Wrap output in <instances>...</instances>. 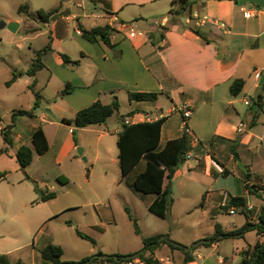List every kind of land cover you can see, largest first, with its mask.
<instances>
[{"label": "rangeland", "instance_id": "374dc122", "mask_svg": "<svg viewBox=\"0 0 264 264\" xmlns=\"http://www.w3.org/2000/svg\"><path fill=\"white\" fill-rule=\"evenodd\" d=\"M77 1L82 2L83 9L76 6ZM24 2L28 3L29 10L18 13V7ZM60 3L63 7L69 8L72 13L77 14L85 27L102 24L104 21V18L99 16L104 14L101 5L92 0H0V21L8 23L20 20L15 31H11L7 26L0 28V129L11 123V113L14 110L30 109L33 105L35 96L33 90L29 88L33 82L31 75L23 73L9 86L6 82L13 72L26 71L35 56L34 51L42 48L50 40L49 28L42 25L36 12L39 9L48 10ZM129 10L128 7L126 15H131ZM87 13L90 15H85ZM126 21L138 31L132 21ZM62 24L66 26V35L61 38L62 46L57 50L65 52L71 60H79V64L58 63L55 54L49 51L41 56L44 67L37 73L34 90L38 91L42 97L34 112L39 117L41 114H46L47 118L18 116L13 127V134L18 133L22 138H15L13 147H7L10 154L6 152L7 149L0 151V174L6 175L5 179L0 178V254L9 253L11 261L19 258L22 264H52L43 263L38 250L48 243H54L62 247L64 252L62 260L64 264H67L69 261H79L86 256L97 254L98 251L111 255L135 249L140 247L141 237L134 232L133 225L124 209L125 205L132 208L143 235L167 230L174 238L188 239L200 237L201 234L212 231L214 221L210 219V213L200 210L198 206L190 214H186L179 211L181 204L176 203L172 214H168L166 218H160L149 212L142 202L137 201L138 199L124 181L121 182L114 132L99 136V127L78 128L76 130V138L79 141L77 147L83 149L82 155L78 154L77 147L62 148L59 155L62 138L67 135L68 127L62 125L63 118L58 114L64 113L65 119L73 117L67 101L82 103L84 101L88 106L94 101L91 100V96L99 95L100 100L110 102L111 92H113L120 102L118 112L124 114L131 107L126 92L137 91L138 86L147 84L144 78L141 79L136 73L128 72L138 68L135 66L137 65L135 59L132 58L133 54L129 53L128 49L121 54L117 47L111 48V53L108 54L110 59L104 61L101 56L103 52L101 45L88 42L76 33L78 27L76 20ZM38 25L41 26V30H37ZM80 44L85 46L84 50ZM86 51V56H82V53ZM255 52L259 54L261 62H264V48ZM100 67L103 70H112V78L98 81L87 89L80 81V74L101 69ZM257 70L264 74V67ZM255 71L252 72L253 76ZM64 77L71 79L69 82L71 93L68 94L66 102L59 95L66 85L60 86V80ZM255 89L256 86H252L245 97L247 99L253 97ZM131 103H137L142 108L154 109L155 107V103L152 102L132 101ZM162 103L166 110L169 102L164 100ZM118 116L117 113L112 115L110 125L117 122L113 121L114 119H122ZM263 123L264 112H261L258 126L244 131L253 136L251 141L253 153L257 152L262 145L259 136ZM37 125L45 126L50 142L49 148L44 154L35 153L34 160L21 169L14 153L21 144L31 143L29 135L33 127ZM60 125L63 126V136L56 138L54 131ZM163 140L164 136L161 142ZM200 141L206 143L207 140L201 138ZM3 146L5 143L0 132V149L6 148L7 145ZM227 150L232 153L228 147ZM235 150L241 153L242 149L236 147ZM198 154L202 162L204 159H207L208 163L210 159L220 161L212 147H203ZM244 155H246L245 150H242L241 158L239 154L238 159L233 155V158L237 159L236 166L240 170H245L246 166L243 163H250V159L254 158L252 155L248 160V157ZM83 156L86 160L82 158ZM58 175H64L69 182L58 183L56 181ZM218 178L223 183L232 182L235 193L243 192L242 180L236 173H230L228 176L220 175ZM206 181L207 177L201 173L176 175L172 196L179 198L180 183L188 182L192 197L187 204L190 206L195 202L196 205V200L201 201L199 193L205 188ZM35 186L43 192H55L56 197L47 202L37 203L39 192L35 190ZM223 191L233 193L227 189ZM192 198L195 199L192 201ZM217 216V221L224 228H229L232 223H237V219L242 218L241 214H229L224 210H220ZM76 229L91 236L95 244L79 236ZM252 239V235H249L248 241L251 242ZM232 242L234 241L224 240L221 248L224 246L223 249L226 251V247ZM204 264H216L215 256L210 257Z\"/></svg>", "mask_w": 264, "mask_h": 264}, {"label": "crops", "instance_id": "0c3cea01", "mask_svg": "<svg viewBox=\"0 0 264 264\" xmlns=\"http://www.w3.org/2000/svg\"><path fill=\"white\" fill-rule=\"evenodd\" d=\"M106 1L109 3V6L106 7L100 2L94 3H99L102 7L104 14L99 15L104 18L102 24L108 23L115 28V31H113L111 35V40L114 43L113 48L117 47L121 54H124L125 49H128V52L133 54L132 58L135 59L137 63L135 66H138V68L137 70H128V72L136 73L139 78H144V81L147 83L141 87L137 85V91L134 92L148 91L158 94L157 99L154 101H137L140 103H155L154 109H149L139 107L137 103L132 104V101L128 98L129 91H127V98L131 107L126 113L131 110H135V113L126 116L125 119H128L129 122L141 120L151 121L166 116L161 128V139L162 136H164V140L161 142V144H163L166 140L176 138L184 132L181 114L173 109L180 107L184 103L189 104L192 109V115L188 121L192 133L188 135L190 136L193 149L188 152L190 157L186 158L185 161L179 165L175 176L179 174L201 173L207 177V181L205 182V188L199 193L201 201L196 200V205L194 202L193 205L190 206L187 204L190 197H192V191L189 188L190 183H180V197L174 198L172 196L173 203L168 214H172L174 206L176 203H179L181 204V206H179V211L181 213L190 214L194 208L198 206L200 210L210 213V219L214 221L213 230L209 233L201 234L200 237L195 236L188 239H178L172 237L167 230H160L149 235H143L141 233L139 236L142 238V236L161 234V236L166 235L170 240H174L185 246H190L195 241L212 236L215 231L216 223L220 225V228L224 232L238 229L246 221L245 216L239 211L233 214H241L242 218L237 219V223H232V226L229 228H224L223 225L217 221V215L220 210L229 213L228 210L220 207L223 194L227 193L223 191L224 189L231 190L233 192L232 195H242L246 197L247 203L253 204L256 207L260 206L262 196L264 195L262 190L258 192L255 190V194L251 195L244 187L245 182L249 185H264V123L261 135L259 136L262 145L255 153H253V145H251L253 136L244 132L238 133L236 130L239 122L244 123L245 130H250L253 127L256 128L258 123H260V114L264 112L263 108L261 109L253 105V103L247 105L244 102V99H246L245 95L249 93L250 88L252 86H257L258 83V80L252 75V72L264 67V62H261L259 54L255 52L261 51V49L264 48V6L254 2L238 4V2L234 0H192L194 3L190 15L175 16L170 13L172 0ZM76 6L83 9L81 1H77ZM128 7L131 15L125 14ZM62 9H68L70 14L59 16L48 24H42L49 28L48 38L50 37L49 39L51 42V49L49 52L55 54L58 63L62 62L59 53H65L57 50L62 46V42L60 41L61 38L66 35V26L62 23L76 20V24H81L85 27L78 19L79 16L77 14L72 13L69 8L62 6ZM254 10L259 11V13L257 15L248 14L249 11L251 12ZM85 15L88 16L90 14L87 13ZM114 17L117 21H114ZM252 18H255V20H252ZM126 20L132 21V24L138 28V31H136L132 25L128 24ZM17 21L19 24L20 20ZM120 23L128 24V26L120 28ZM191 27L198 28L199 32L208 40L199 37L191 30ZM130 28H133L134 32L130 33ZM37 30H41L40 25H38ZM77 30L78 29H76V33ZM92 43L101 45L103 51L101 56L104 61H108L110 59L108 54L109 52L111 53L112 49L102 42ZM80 46L84 50L85 46L82 44H80ZM246 52H248V54H246ZM82 54V56H86L87 51ZM39 71L36 72L35 76H32L33 80H36ZM90 71L91 72L80 74V81L87 89H90L96 82L104 81L113 76L112 70H103L101 68ZM237 78L243 79L244 84L240 92L234 95L230 92V86ZM70 80V77H67V79L64 77V79L60 80V86L67 83L70 84ZM98 90L100 92V87ZM69 93H71V91L63 95L61 99L66 102ZM111 94L113 98L115 94L113 92H111ZM87 95L90 96V94ZM98 97L99 95H92L91 100L99 99ZM164 100L169 102L166 110H164V105L162 103ZM101 101L103 103L108 102L102 99ZM66 103L71 108L70 110H72L71 114H73V117L79 109L86 106L84 101L83 103L81 101H67ZM63 114L64 113L61 112L58 116L64 118ZM117 114L119 116L123 115V113L120 114L119 112H117ZM35 117L46 119L47 115L41 114L39 117L35 114L34 117L29 118ZM17 118L18 117H16V120ZM111 118L112 116L109 117L105 123L93 126L99 127V136L114 132L117 140V133L123 121L117 118L118 120H113L117 122H113L112 125H110ZM62 123V125L68 127L67 135H65V137L63 136V126L61 125L54 131V136L56 138H62L63 136L59 155L62 152V148L75 149L79 145L77 138V145H75L73 140L71 131L72 126L64 122ZM35 127H33V129ZM42 128L44 129L48 144L50 145L45 126L42 125ZM31 132L29 135L30 141ZM11 136L14 143L16 140L15 138H22L18 133L16 135L13 134V129ZM194 138L197 140L195 141ZM201 138L207 140L206 143L200 141ZM220 138L226 140L222 141ZM211 140L212 144L210 145ZM234 144H236L235 148L237 147V149L241 148L245 150L246 155L244 156L248 157V160L250 156L254 155V158L251 157L250 163H243L247 171L244 169L240 170L236 166L238 158L234 159L233 154L227 150L228 147L231 151ZM28 146L33 148L30 142ZM203 147H212L215 149V156L224 163L231 173H236L239 176L243 185V192L241 194L235 193L232 182L228 181L227 183H223L219 180L218 177L221 175L220 171L214 166H211L212 164L208 163L207 159H204L202 162L198 152L201 151ZM242 150L241 153H238L240 158ZM193 151H195V153H193ZM6 152L10 154L8 149ZM35 153L34 151L33 160ZM143 167L144 163L141 162L138 166V170L143 169ZM247 174L248 178L246 181H243ZM175 176L172 182V193L175 187ZM5 177L6 175L0 178L5 179ZM57 177L62 178L64 183L69 182V179L64 175H58L56 176V181L58 183H60V181H58ZM123 181L126 185L125 180L122 179L121 182ZM128 189L130 188L128 187ZM130 191L134 193L136 199H138L137 201L143 203L146 209H148V205L156 197L154 194H140L131 189ZM261 192H263V195ZM194 199L195 198H192V201ZM47 201H38L37 203ZM128 207L133 213L132 208L130 206ZM133 215L136 217L134 213ZM249 235H252L253 238L251 242L248 241ZM224 240L234 241L226 247V251L223 249L224 246L221 248ZM257 241H264V235H258L255 230L246 231L243 235H238L236 238L224 237L223 234H219L213 241L210 240L206 242L205 245L195 247L196 244L193 248L189 249L193 259L188 261L187 264H204L212 256H215L216 264H237L242 258L241 252L246 250L249 246L254 245ZM142 246L143 243L141 239L140 247L118 254H124L125 256L128 254L132 255L141 250ZM8 254L9 253H6L8 259L11 261ZM184 255L182 250L171 248L167 243L158 245L153 253V257L158 260L157 264H182ZM18 260L21 261V259L18 258L16 261L11 262L15 263ZM93 264L111 263L97 261Z\"/></svg>", "mask_w": 264, "mask_h": 264}, {"label": "trees", "instance_id": "16d2710c", "mask_svg": "<svg viewBox=\"0 0 264 264\" xmlns=\"http://www.w3.org/2000/svg\"><path fill=\"white\" fill-rule=\"evenodd\" d=\"M93 2H100L104 7L109 6L106 0H92ZM237 2L238 0H234ZM194 1L192 0H172L170 13L175 16H184L191 14V8ZM29 10V5L27 2L22 3L18 7V13L27 12ZM70 11L68 9H62V5L59 4L56 7L50 8L48 10L39 9L36 12L38 20L42 24H48L55 20L57 17L62 15H68ZM80 30V35L82 38L89 42H102L109 46L114 47V43L111 40V35L115 28H113L108 23L95 25L90 28H85L81 24L77 27ZM191 30L196 33L199 37L206 39L196 27H191ZM50 38V37H49ZM208 40V39H206ZM51 49L50 40L40 49L35 50V56L31 62L30 67L26 71L13 72L11 78L6 82L9 86L13 81H15L21 74L26 73L31 76H35L36 72L44 67V63L41 56ZM63 63H70L73 65H78L79 60H71L66 53H59ZM36 80L34 79L29 88L33 90L35 99L33 105L30 109H18L11 113V123L1 127L0 132L4 143L7 145L6 148L0 149V151H6L8 146H13L14 140L11 136L13 127L15 126V120L18 116L34 117V110L39 106L41 100V94L34 90ZM244 84L243 79H235L231 86V94H238ZM264 84V83H263ZM71 86L67 83L65 87L60 91L59 95L63 96L70 92ZM156 92H129L128 98L130 101H154L157 99ZM263 95H259L258 101L253 100V105H256L262 109L261 99ZM120 103L116 95L113 96L109 103H103L100 99L94 100L90 105L79 109L72 119H62V122L72 126V136L77 145L76 140V129L84 128L93 125H100L107 121L109 117L114 115L119 111ZM135 110H131L126 114L120 115L122 117V125L117 133L116 146L118 149L117 159L118 165L121 173V178L125 180L126 185L133 191L140 194H154L155 199L148 205V210L160 218H165L169 213L170 207L173 203L172 197V182L173 178L179 168V165L183 163L186 159V154L193 149L191 146L190 136L182 132L176 138L168 139L163 144H161V128L166 119V116H162L155 120L147 121H135L125 123L124 119L126 116L133 115ZM220 140L225 141L226 139L220 138ZM235 142V141H234ZM31 144L30 147L26 144H21L16 152L15 159L18 163L19 168L24 169L33 160V152L37 154H44L48 148V140L44 129L41 125H37L31 132ZM212 140L210 141V145ZM236 144L233 145L231 151L233 155L238 158V152L235 150ZM197 150V149H196ZM143 162L144 167L138 170L139 164ZM217 163L222 167L220 174L222 176H228L231 171L224 165V163L217 161ZM5 174L1 175L3 177ZM248 174L244 177L243 181H246ZM58 181L64 183L62 178L57 177ZM244 187L249 191L251 195L255 194V190L258 192L262 190L264 192V185H256L245 182ZM35 190L39 192L38 201H47L56 197V193L53 191H40L37 186ZM263 192L261 194L263 195ZM228 194V206L234 205L235 207H241L239 212L243 214L246 218L245 223L238 229L230 230L224 232L218 223L215 224V231L212 236L206 237L211 241L219 235L223 234L224 237H237L238 235H243L247 230H255L258 235H264V195L262 196L261 203L259 206V212L256 220L253 219V212L244 208L247 203L246 197L242 195H232ZM227 206V207H228ZM227 207L225 209H227ZM128 219L132 222L134 232L137 235L141 234L137 218L131 212L128 206L124 207ZM68 224L70 222L68 221ZM76 233L91 241L95 244V240L76 229ZM161 234H154L150 236H142V249L143 251L136 257L139 258L143 264H157L158 260L153 257L155 248L161 243H167L169 247L174 249H180L183 251L184 258L182 264H187L188 261L193 259L189 250H185L181 246H175L169 241L163 239L159 240ZM206 243H198L195 247L199 245H205ZM149 252V253H147ZM242 258L237 264H264V241H257L254 245L249 246L246 250L242 252ZM98 255L103 254L98 251ZM39 255L44 263L51 262L53 264H64L62 260L63 249L60 245L54 243H48L43 248L39 249ZM130 255V254H128ZM124 254H111L109 258H99L91 256H86L79 261H69L67 264H78L80 262H85L84 264H93L97 261H106L111 264H123L133 258H124ZM0 264H21V261L11 262L6 254H0Z\"/></svg>", "mask_w": 264, "mask_h": 264}, {"label": "built area", "instance_id": "2783aa9c", "mask_svg": "<svg viewBox=\"0 0 264 264\" xmlns=\"http://www.w3.org/2000/svg\"><path fill=\"white\" fill-rule=\"evenodd\" d=\"M259 13V11L257 10H254V11H249L248 14H251V15H257ZM114 21H117V19L114 17ZM120 28H124V27H127L128 24H125V23H120L119 24ZM134 32L133 31V28H130V33ZM77 33L80 34V30H77ZM264 75V74H263ZM254 76L257 80L260 79V77L262 76V71H258L256 70L254 72ZM260 95H263L262 99H261V106L262 108L264 109V92L262 90V92L260 93ZM253 100L254 98L253 97H250L249 99H244V102L245 104L247 105H251L253 103ZM174 111H178L180 114H181V121H182V127H183V131L187 134H191L192 131H191V128L188 124V121H189V118L191 117L192 115V109L190 108V105L187 104V103H184L183 105H181L180 107L178 108H174L173 109ZM125 123H129V120L128 119H125L124 120ZM236 130L238 133H242L244 132L245 130V125L243 122H239L237 124V127H236ZM194 140L196 141L197 139L194 138ZM190 157V154L187 153L186 154V158H189ZM210 163L218 170V171H222V167L215 161V160H212L210 159ZM228 206V194L227 193H224L223 194V197H222V200L220 202V207L222 209H225L226 207ZM244 208L248 209V210H251L253 212V218H257V215H258V212H259V207H256L254 206L253 204H250V203H246V205L244 206ZM241 209V207H235L234 205H230L227 207V209L225 210H228L229 213L233 214L237 211H239ZM123 264H143V262L139 259V258H133L129 261H126L124 262Z\"/></svg>", "mask_w": 264, "mask_h": 264}, {"label": "water", "instance_id": "95a60500", "mask_svg": "<svg viewBox=\"0 0 264 264\" xmlns=\"http://www.w3.org/2000/svg\"><path fill=\"white\" fill-rule=\"evenodd\" d=\"M237 2H238V4H244V3H246V2H254V3H257V4H259V5L264 6V0H238ZM18 25H19L18 22H15V21H9L8 23L5 22V21H3V20L0 21V28H3V27H5V26H7L11 31H15V30L17 29ZM263 83H264V75H262V76L260 77V79L258 80V83H257L256 89H255V92H254V95H253V98H254L255 101H258V99H259V95H260V93H261L262 90H263ZM82 151H83V149H82L81 147H77V152H78L79 155H82ZM82 158H83L84 160H86V157L83 156ZM161 239H165V240L169 241L171 244H173V245H175V246H181V247H183L185 250H189V249L193 248V247H194L196 244H198V243H206V242H209V241H210L209 238H203V239H200V240H198V241L193 242L190 246H185V245H183V244H181V243H178V242H176V241L170 240L166 235L161 236L159 240H161ZM142 251H143V249L137 251L136 253H134V254H132V255H127V256H125L124 258L127 259V258H133V257H136V256H138ZM93 257L109 258L110 255H109V254H101V255L94 254V255L91 256V259H92ZM85 262H87V261H85ZM85 262H80V263H78V264H84Z\"/></svg>", "mask_w": 264, "mask_h": 264}]
</instances>
